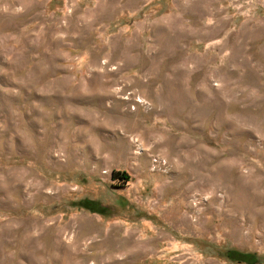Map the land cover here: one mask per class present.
Listing matches in <instances>:
<instances>
[{
    "label": "rangeland",
    "instance_id": "rangeland-1",
    "mask_svg": "<svg viewBox=\"0 0 264 264\" xmlns=\"http://www.w3.org/2000/svg\"><path fill=\"white\" fill-rule=\"evenodd\" d=\"M237 253L264 264V0H0V264Z\"/></svg>",
    "mask_w": 264,
    "mask_h": 264
},
{
    "label": "trees",
    "instance_id": "trees-1",
    "mask_svg": "<svg viewBox=\"0 0 264 264\" xmlns=\"http://www.w3.org/2000/svg\"><path fill=\"white\" fill-rule=\"evenodd\" d=\"M93 212H97V213H101V214H103V212L102 211H100L99 209H96L95 208V210H93L92 208H90ZM228 254H233V251H229L228 252ZM237 255L238 256H240L242 259H239V260H237L239 263L240 262H243V258H245V263H247V264H252L253 263V260H254V257H253V255H250V254H241V253H237ZM228 258L230 259V260H233L234 261V259L232 258V256H228Z\"/></svg>",
    "mask_w": 264,
    "mask_h": 264
},
{
    "label": "bare ground",
    "instance_id": "bare-ground-1",
    "mask_svg": "<svg viewBox=\"0 0 264 264\" xmlns=\"http://www.w3.org/2000/svg\"><path fill=\"white\" fill-rule=\"evenodd\" d=\"M135 141H136V140H135ZM136 142H137V141H136ZM141 247H143V246H141ZM141 247H140V248H141ZM140 248H139V250H140ZM137 251H138V250H137Z\"/></svg>",
    "mask_w": 264,
    "mask_h": 264
}]
</instances>
